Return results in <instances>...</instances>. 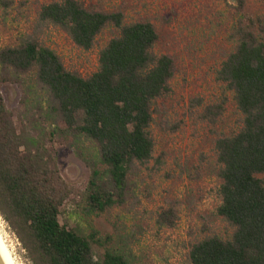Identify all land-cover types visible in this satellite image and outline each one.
Listing matches in <instances>:
<instances>
[{"label":"trees","instance_id":"16d2710c","mask_svg":"<svg viewBox=\"0 0 264 264\" xmlns=\"http://www.w3.org/2000/svg\"><path fill=\"white\" fill-rule=\"evenodd\" d=\"M233 4L229 38L235 49L216 80L233 94L241 127L215 143L221 201L216 216L233 233L193 244L191 264H264V20L246 13V0ZM13 6L12 0H0V9ZM49 26L84 51L109 26L119 36L100 51L98 71L83 78L38 39ZM158 41L149 21L126 24L119 11L53 0L41 6L34 34L0 48V216L30 264H130L115 249L96 259L95 246L103 247L99 232L86 235L61 224L66 205L79 194L61 173L58 151L74 149L90 171L80 195L85 216L100 217L137 201L136 179L155 160L150 128L156 102L172 93L177 72L171 56L155 53ZM5 86L19 90L16 110L7 105ZM225 103L207 106L200 118L217 124ZM195 105L201 101H192ZM155 163L161 165V159ZM176 221L172 208L157 218L160 227L174 228Z\"/></svg>","mask_w":264,"mask_h":264},{"label":"rangeland","instance_id":"374dc122","mask_svg":"<svg viewBox=\"0 0 264 264\" xmlns=\"http://www.w3.org/2000/svg\"><path fill=\"white\" fill-rule=\"evenodd\" d=\"M14 6L0 9V48L15 46L34 34L41 6L53 0H12ZM91 9L122 12L125 23L151 22L159 36L158 55L171 56L177 72L170 82L172 93L156 102L150 131L155 141L154 161L142 168L136 179L137 201L100 217H87L81 210V193L90 171L75 150L58 151V164L66 181L77 192L60 217L82 234L95 230L103 247L95 246L96 259L105 249L122 251L130 264H191L190 247L210 236L228 239L233 229L216 210L220 180L215 143L241 127V114L233 94L216 80V73L235 49L230 40L236 20L233 0H80ZM246 13L264 20V3L246 0ZM119 30L107 27L90 51L77 48L66 33L49 26L38 34L54 50L70 72L88 78L98 71L100 51ZM11 110L19 106L16 87L3 89ZM200 100L201 105L191 106ZM226 100L224 113L211 125L200 117L209 105ZM178 125L179 129L170 128ZM161 159V165L155 161ZM177 213L174 228L160 227L158 215L167 209ZM0 230L16 264H30L19 240L0 216Z\"/></svg>","mask_w":264,"mask_h":264},{"label":"bare ground","instance_id":"6f19581e","mask_svg":"<svg viewBox=\"0 0 264 264\" xmlns=\"http://www.w3.org/2000/svg\"><path fill=\"white\" fill-rule=\"evenodd\" d=\"M0 258L3 264H16L15 259L1 233V230H0Z\"/></svg>","mask_w":264,"mask_h":264},{"label":"water","instance_id":"95a60500","mask_svg":"<svg viewBox=\"0 0 264 264\" xmlns=\"http://www.w3.org/2000/svg\"><path fill=\"white\" fill-rule=\"evenodd\" d=\"M0 264H3V262H2V260H1V258H0Z\"/></svg>","mask_w":264,"mask_h":264}]
</instances>
